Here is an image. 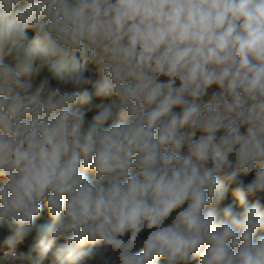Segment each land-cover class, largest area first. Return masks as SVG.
Instances as JSON below:
<instances>
[{
  "label": "clouds",
  "instance_id": "clouds-1",
  "mask_svg": "<svg viewBox=\"0 0 264 264\" xmlns=\"http://www.w3.org/2000/svg\"><path fill=\"white\" fill-rule=\"evenodd\" d=\"M258 233L264 0H0V264H264Z\"/></svg>",
  "mask_w": 264,
  "mask_h": 264
},
{
  "label": "trees",
  "instance_id": "trees-1",
  "mask_svg": "<svg viewBox=\"0 0 264 264\" xmlns=\"http://www.w3.org/2000/svg\"><path fill=\"white\" fill-rule=\"evenodd\" d=\"M28 35H29V38H31L32 35H33V33L29 32ZM94 112H95V109L89 111V112L87 113V115H86V119H90L91 116L94 114ZM46 218H47V217H46V215H45V219H46ZM6 234H7V233H5V235H6ZM262 234H264V233H258L257 235H262ZM27 241L29 242V244L32 243L31 238H29ZM87 247H89V246H88V245H85L83 249H80V251L86 250ZM158 264H162V262H158Z\"/></svg>",
  "mask_w": 264,
  "mask_h": 264
},
{
  "label": "built area",
  "instance_id": "built-area-1",
  "mask_svg": "<svg viewBox=\"0 0 264 264\" xmlns=\"http://www.w3.org/2000/svg\"><path fill=\"white\" fill-rule=\"evenodd\" d=\"M29 242L26 240L23 244L18 245V250H27V248L30 246ZM35 255V254H34ZM51 261V253L49 254L48 259L45 261V264H50Z\"/></svg>",
  "mask_w": 264,
  "mask_h": 264
},
{
  "label": "rangeland",
  "instance_id": "rangeland-1",
  "mask_svg": "<svg viewBox=\"0 0 264 264\" xmlns=\"http://www.w3.org/2000/svg\"><path fill=\"white\" fill-rule=\"evenodd\" d=\"M89 175H91V173H89ZM193 264H195V261L193 262Z\"/></svg>",
  "mask_w": 264,
  "mask_h": 264
}]
</instances>
